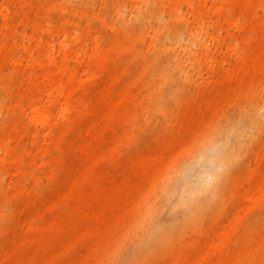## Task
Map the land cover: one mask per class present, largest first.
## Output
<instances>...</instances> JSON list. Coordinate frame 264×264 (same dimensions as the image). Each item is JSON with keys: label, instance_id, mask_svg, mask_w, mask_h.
Returning <instances> with one entry per match:
<instances>
[{"label": "bare ground", "instance_id": "1", "mask_svg": "<svg viewBox=\"0 0 264 264\" xmlns=\"http://www.w3.org/2000/svg\"><path fill=\"white\" fill-rule=\"evenodd\" d=\"M221 2L215 20L207 0H136L131 9L100 0L109 17L96 0L2 6L0 264H264V94L245 92L264 80V0ZM239 16L252 24L242 25L247 50H235L242 62L216 85L188 90L180 118L178 89L194 80L189 56L210 34L201 22L234 26ZM21 22L33 29L19 31ZM229 102L237 106L193 135ZM198 166L207 168L193 176ZM36 214L52 217L36 224Z\"/></svg>", "mask_w": 264, "mask_h": 264}, {"label": "rangeland", "instance_id": "2", "mask_svg": "<svg viewBox=\"0 0 264 264\" xmlns=\"http://www.w3.org/2000/svg\"><path fill=\"white\" fill-rule=\"evenodd\" d=\"M123 2H126V5L129 6V9L132 8L133 4L135 3L136 0H122ZM202 0H193L194 2V6H197L199 4V2ZM208 3L210 4V7H206L207 9V13L211 16L212 20L217 19V15H216V8L218 6L221 5V0H207ZM3 7H7L10 6V9L13 10V6L12 4H10V0H0V9ZM180 7H182L183 10H186L187 5H181ZM95 10L100 11L102 14L106 15L107 17H109V13L110 10L108 8V6H102L100 5V0H96V4H95ZM259 13H262L261 9H258ZM229 13L232 14H236L233 10H229ZM66 15V14H65ZM166 16V15H165ZM39 22L42 21V18H38ZM239 20V24L237 25H231L229 23V21L225 20L224 18H221L220 21L218 22V24L211 25L209 24L208 21H203L201 23H203L204 25V29H207L210 34H208L206 36V41H207V47L204 51H201L199 46H197L195 48L196 50V55H191L189 56L191 62L188 63V69L189 72L192 74L193 79L194 80H190V82L186 83L185 86L181 85L178 89L179 91V96L180 97V102L181 104V109H180V118L184 116V106H185V101H184V95L185 93L190 90L194 85L196 84H202V85H212V84H217V82L219 81L218 79H220L222 77V75L224 73H226L228 70L232 69V67L236 64H240L242 62L241 58L236 57L237 56V52L235 50L240 49L241 52H245L247 50V41L244 39V28L242 27V25H245L246 28H249L250 26H252V24L250 22H248L247 20H245V18L243 16H239L238 18ZM9 21H13V17H9ZM48 21L49 23H51L52 25L56 26L57 22L55 19L52 18V16L48 17ZM2 22V15L0 12V24ZM25 22V21H24ZM21 22L19 23L18 26V30L19 31H31L33 29V26L28 24V23H24ZM60 23V22H59ZM81 23H85L84 20H81ZM88 23L94 27L96 30L99 29V24L96 20L90 19L88 21ZM196 25V24H195ZM193 27H195L193 25ZM1 31V29H0ZM251 38H255V33L254 31H251L250 34ZM25 40H27V37H24ZM4 40H11L8 37H4ZM18 42L21 41V37H18ZM53 40H54V57L57 58H61L62 55L61 53L58 51L59 48V38L57 36H53ZM102 45L106 44L105 40H101L100 41ZM229 45H234V49L230 48ZM23 48L18 45V47L16 48L15 51V55L16 57H22L23 56ZM34 58H39L40 55L37 52V50L34 51L33 54ZM67 62L69 64H73V61L67 60ZM24 82H26L28 84V88L30 91H34V90H38L37 86L34 85L32 82H27V80H23ZM252 85V88L250 90H246L245 92L248 93H254V94H264V80H256ZM214 86V85H213ZM244 87L242 89L245 88V85H243ZM246 94V95H247ZM8 100V99H5ZM238 101H236L237 103ZM236 103L234 102H229L227 104H220L217 106V110L215 112H207L208 114L205 115L206 118L205 120L200 123V125L197 127V129L194 131L193 135H196L200 132H202L203 130H205L209 124L212 121H215L217 119H219L226 111L231 110L232 108L236 107ZM205 128V129H204ZM193 138V137H192ZM192 138L189 141L190 143L192 142ZM43 141L42 137L40 138V143ZM25 142V138H22L20 141V145L24 146ZM28 146H31L30 143H28ZM259 144H257L255 146V148H258ZM34 150H37V146L33 145L32 146ZM188 149L182 148V152L185 153ZM38 151V150H37ZM36 151V156L35 159L38 162H41V153H37ZM20 157L22 158V162L21 164L26 168V169H30L32 167L35 168V170L40 174V175H45V170L43 169V167L40 164L35 165L34 161L30 159V157H28V155L24 154V153H20L19 154ZM15 167L12 166L11 167V171H13V176L15 177V179L17 178L16 175L14 174V169ZM206 166H198L195 171L194 174H192L193 176H199L200 174L203 173V171L206 169ZM106 171L108 174H112V173H116L117 168L115 167H109L107 165ZM10 176V171L7 174V179L2 181V183L4 185H7L8 182V178ZM23 183L25 184V186L30 187L33 184L32 179H30L28 176H24L23 177ZM47 182V179L44 178V183ZM51 196V195H50ZM1 200V198H0ZM2 202L4 204V206L9 210V211H13L15 212L16 210L11 207V198L9 197H3ZM52 217V215H39L36 214L35 218H34V223L36 224H42L46 219ZM160 219L164 220L166 219V212H162V214L160 215ZM21 232L22 230L19 231L17 239H16V243L15 245H17L20 241L21 238ZM79 247H81V245H79ZM8 251V249H7ZM6 251V252H7ZM6 254V253H5ZM72 252H68L66 254V258L71 257Z\"/></svg>", "mask_w": 264, "mask_h": 264}]
</instances>
